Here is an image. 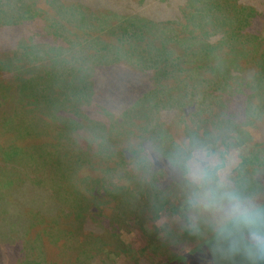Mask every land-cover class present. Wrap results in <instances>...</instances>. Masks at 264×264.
<instances>
[{
	"label": "trees",
	"instance_id": "trees-1",
	"mask_svg": "<svg viewBox=\"0 0 264 264\" xmlns=\"http://www.w3.org/2000/svg\"><path fill=\"white\" fill-rule=\"evenodd\" d=\"M47 2L55 16L37 7L39 0H0V106L13 96L24 109L22 119L17 114L1 122L6 132H16L10 146L0 144V175L16 176L5 184L10 193H0L1 258L104 264L101 256L108 243L121 240L120 228L155 222L169 208L179 212L176 197L191 196L189 207L201 206L205 221L210 208L219 207L220 216L229 194L238 198L249 183L264 182L263 174L252 181L243 171L264 159V120L251 106L256 85L264 84V0ZM95 10L103 21L94 18ZM43 14L46 23L37 19ZM110 39L115 44L106 43ZM86 46L117 53L115 65L130 78L120 94L101 86L98 76L109 70L88 61ZM179 61L181 69L161 72L162 64ZM66 69L81 84L88 69L85 92L46 93L49 85L41 81ZM74 82L67 84L79 85ZM237 99L240 108L231 105ZM52 129L61 142L55 143ZM250 145L262 148L242 155L234 186L223 190L224 163L211 166L209 159L219 153L224 162L236 147ZM193 149L207 167L206 182L186 177ZM259 214L264 203L229 220L256 221ZM224 225H207L193 238L200 241L195 248L163 253L159 264H211L207 257L218 252L215 234ZM104 237L93 255L86 253L89 241ZM248 249L253 264H264V232L248 237Z\"/></svg>",
	"mask_w": 264,
	"mask_h": 264
},
{
	"label": "rangeland",
	"instance_id": "rangeland-1",
	"mask_svg": "<svg viewBox=\"0 0 264 264\" xmlns=\"http://www.w3.org/2000/svg\"><path fill=\"white\" fill-rule=\"evenodd\" d=\"M39 3L40 4L37 5V7L46 10L49 13V16L43 14L41 18H39L38 16L37 19H40L42 23H46L44 17L55 16L56 15L55 10L49 5L47 0H39ZM94 15H95L94 17L95 19L100 21L104 20L103 18H101V16L104 15L98 10L94 11ZM95 22L96 25H100L98 21ZM130 23H132L133 26L138 31L142 30L141 24L133 23L132 21H130ZM107 25H109V22L105 20L104 26ZM181 25H183V23ZM69 28L73 29L72 27ZM67 34L70 35L71 37H74L73 31L70 29H67ZM94 35H96V31H94ZM263 35H264V30H263ZM87 38L88 35H86V39ZM101 39L103 40V38H100L97 40V42L99 43ZM25 40H27V44L28 43L30 44L28 38L27 39L25 38ZM155 42L158 43L157 41ZM106 43L115 44V42L112 39L107 40ZM86 44L89 43L86 42ZM99 49L100 51L103 52L102 54H100L101 53L100 51L96 52V50L89 49L86 46L84 48V51H86V58L88 59V61H91L94 64L95 62L98 64H100L99 62H101L102 68L106 71L109 70L108 72H102L103 75L98 76L100 77L98 78L100 80L99 83L101 84L102 87L106 86V88H108L111 91V93L120 94L121 92L120 84H123L124 82H126L127 79L130 78L128 76H124L120 74L118 70V66L115 65L114 61H116V56H115V54H117L116 52H114L115 54H113L112 51H108L109 52L108 54V53H104L103 51L104 49L101 48ZM83 55L85 57V54ZM182 64L183 62L181 61H179L178 64L175 66H173L172 63L162 64L163 69H161V72L165 73L167 72V70L171 71L172 69H181ZM165 65H166V70H164ZM110 67L112 68L111 70ZM87 73H88V69L87 71L84 70V75L80 74V76L83 79V83L81 84L76 80L74 76H72L71 74L69 75V71L67 69L65 73L63 70H53L50 72V74L46 77L45 80L41 81V83L44 82V84L49 85L47 91H45L46 93H51L52 91H54V95L58 93V95L61 96L62 94H69V92L71 93L74 92V90H76L78 91V94L82 95L85 92V91L83 92L82 86L86 85L84 82L87 81L86 80ZM74 80L78 82L79 85L67 84L71 82L75 83ZM255 83L253 82V84ZM79 88H80V92H79ZM239 101H240L239 99H237L236 101L234 100L233 103L231 102V105L232 104L233 106L237 105V107L240 108L242 107V105ZM251 106L252 109L257 112V116L262 118V120H264V84L256 85V91L252 95ZM23 111L24 109L19 107L17 99L14 98L13 96L7 98L5 103L0 106V144H2L3 146L5 147L10 146L13 141L12 139L16 133L13 130H9L6 132L3 129L1 125L3 118H7L8 116L18 114L17 118L21 117L18 118L20 120L22 119L23 114L21 116L19 113ZM253 116H254L253 118H255L256 113H254ZM253 118H251L250 120L252 121ZM180 128L182 127L180 126L179 129ZM174 129L177 130V128ZM57 132H58L57 129L54 130L52 129V131L50 132V135L55 137V143L61 142V139L58 137ZM45 138L49 140L48 137H41L40 140ZM259 148H262V146H260ZM259 148H254L252 147V145L246 148L236 147L232 154L225 155L224 162H222L219 153L214 155L211 159H209L211 166L218 165L219 163H224L222 167V171L225 172L223 178L225 179V181L221 183L223 186L222 187L223 190L228 191V189L234 186L232 177L234 178L238 175L235 168L241 162L242 155L248 154V158H250V156L254 152V149L256 150ZM190 162L191 160L188 163L189 168H190ZM243 171L246 173L245 175H247V177H249L252 181H255L256 179L254 178L255 175L256 176L257 175L260 176L261 174L264 175V159H261L259 163L248 162V165L245 166ZM9 175L6 176L0 175V193L2 194L4 193L6 194L7 192L10 193V191L12 190V189L8 190V185H6L5 187V184L9 183V177L16 178V176L13 177ZM144 175L143 173H141L138 174L137 177L144 178ZM150 176L151 175L148 174V178H150ZM186 177L189 180L191 179L194 180L192 171L189 174H187ZM70 187H72V185H70ZM202 192H203L202 188L198 190V194L199 193L202 194ZM206 196L209 198L211 197V195L209 194L208 195L206 194ZM134 197H135L134 201L137 200L138 197H136L135 195ZM191 199H192L191 196H187V197L185 195L178 196L176 197L174 202H176V205L179 208V212H176L175 209L173 208H169L164 212H162L161 217L155 222L149 221L147 223H144L142 226L136 223H131V225L129 226H124L123 228H120L118 232L120 234L121 240L115 238L116 242L108 243V245L105 248L106 251L104 252L105 256L104 257L101 256V261L105 262L104 264H145L146 261H148L149 264H159L160 261L162 262V260H165V259L162 260L159 259L160 257L163 258V253H166L164 255H166L167 257L170 256L168 254L174 255L175 253L174 251H178L180 253L182 251L192 250V248H195V246L200 242V241L194 242L193 240V238L197 236L199 231L206 229L208 227L207 225L212 224L213 227L215 226L218 227L225 222L224 227L218 231V236H216L215 234L216 237L215 240L219 241V245L217 247L218 252L215 253V255H213L214 259L207 257V261L210 262L211 264H253L254 263L252 259L253 252L250 249H248V237L251 239H257L261 236V232H264V214H262V216L261 214H259L256 218V221L252 220L251 218L247 219L246 221L242 220L238 222L229 219L234 216L251 211L264 203V182L261 184L249 183L247 188L239 194L238 196V200L240 202L239 211H233L231 208L230 200H228L227 202L229 203V205L225 209H223V211L221 210L219 212L220 214L219 217L216 216V212H215L217 209H219V207H213L210 208V210H206L205 214L203 213L204 216H206L207 218V220L205 221L204 220L201 221V217L199 216L201 206L198 209V205L196 203H193L191 207H189L188 204L192 203ZM136 204L137 201L135 205ZM139 204L140 202H138V206ZM143 207L144 205L142 204V208L135 207V210L136 211L144 210ZM103 241L106 242L105 237L101 241L98 240L96 242L95 239L89 241L90 245L86 247V253L91 251L93 255L95 253V249L102 246ZM170 243L173 244V246L169 247ZM55 247L57 248L58 245H55ZM208 252H212V251L210 250ZM57 253L60 256L62 255V251L61 253L57 251ZM60 259L61 258H59V260ZM0 264H19V261L14 259L11 255V256H5L4 258L0 257Z\"/></svg>",
	"mask_w": 264,
	"mask_h": 264
},
{
	"label": "clouds",
	"instance_id": "clouds-1",
	"mask_svg": "<svg viewBox=\"0 0 264 264\" xmlns=\"http://www.w3.org/2000/svg\"><path fill=\"white\" fill-rule=\"evenodd\" d=\"M201 160L202 157H200L197 154V150L193 149V158L190 165V171L193 173V179L194 181H201L206 182L208 178V170L207 167L202 168L201 167ZM229 200L231 203V208L233 211H239L240 210V202L237 197L234 195L229 194ZM212 203V200H209V204H206L205 207H208Z\"/></svg>",
	"mask_w": 264,
	"mask_h": 264
}]
</instances>
